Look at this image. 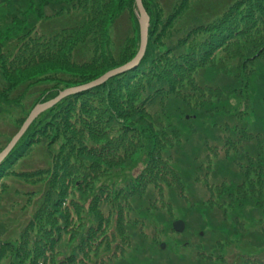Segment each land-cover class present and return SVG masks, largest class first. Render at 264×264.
<instances>
[{"label": "trees", "instance_id": "trees-1", "mask_svg": "<svg viewBox=\"0 0 264 264\" xmlns=\"http://www.w3.org/2000/svg\"><path fill=\"white\" fill-rule=\"evenodd\" d=\"M143 3L150 24L139 64L44 110L58 113L54 131L35 150L38 165L17 171L24 183L0 239L5 264H264V0ZM132 4L0 0V80L12 92L22 73L73 70V81L54 80L64 89L123 65L138 48ZM175 19L192 24H178L172 46L164 39ZM193 35L205 37L172 57ZM8 98L0 92L18 106ZM38 117L0 163L1 178L34 143ZM136 154L137 172L125 168ZM176 209L183 232L168 223Z\"/></svg>", "mask_w": 264, "mask_h": 264}, {"label": "rangeland", "instance_id": "rangeland-1", "mask_svg": "<svg viewBox=\"0 0 264 264\" xmlns=\"http://www.w3.org/2000/svg\"><path fill=\"white\" fill-rule=\"evenodd\" d=\"M143 1H145V0H142V5L144 4ZM134 2H135V0H134ZM210 3H212V0H201V4L202 5H207V4H210ZM241 4L245 5L244 3H241ZM132 6H133V4H132ZM143 8H144V5H143ZM188 8H189V6H188ZM133 9H134L133 10V15H135V18L137 19V22H138L137 23L138 24L137 25L138 26V30L135 33V39H134V44L133 45L137 46L139 48V21H138L139 14H138V11H137L136 3L133 6ZM144 10H145V8H144ZM146 14H147V12H146ZM147 16H148V19H149V23H148V29H149L150 18H149L148 14H147ZM165 19H167V17H165L162 13L158 14V19L157 20L155 19L156 25H157L156 26L157 29L160 28L159 24H162L163 22H165ZM117 23L119 25H121V26L123 25V21L122 20L120 21V18L117 21ZM176 23H177L176 19L174 21H171V23L168 25L167 32H166L165 39H164L165 43L171 44L172 46H175L177 44L176 43V34L179 33V32L176 30V28H177L178 24L179 25H183V26H187L188 24H192L190 21H186V20H182L178 24H176ZM104 31H105V34H106L107 41H112L113 33H112V28L110 27V24H108L104 28ZM170 33H172V36H170ZM157 36L160 37V33H156L155 36H153V38H156ZM204 37L205 36H203V35H198V36H194L193 35L191 37V39L188 41V43L185 44V46L181 45L183 48L182 47H178V48H176L177 51L175 53H171V54H173L172 57H176L179 54H183V50L186 51L190 47L193 48L195 46L193 44L196 43V42H199ZM157 43H159V42H157ZM167 44H164V46L162 48H164ZM160 46H162V44H160ZM138 48L137 49L134 48L133 51H135V53H137ZM162 48H159V49H162ZM80 52H81L80 56H83V55L90 56V54H88V53H85V52H82V51H80ZM156 52L158 53L159 51L157 50ZM93 56H94V54H93ZM99 63H101V62H99ZM126 63H124V64H126ZM50 67H54L55 68V66H48V67H46L44 69H47V68H50ZM34 72H36V71H32V73H34ZM107 72L103 73L101 76H103ZM32 73L31 72L30 73L26 72V73L20 74V76H16V79L13 82L14 85H12V84L10 85L12 92L8 91L9 90V88H8L9 86L6 85L7 83L3 82L2 80H0V92H4V95L8 96L10 98L17 97V99H18V101L15 102L16 104H18V106L13 105V104L12 105L11 104L4 105V104H2L3 102L0 101V151L5 148V146L8 144L10 139L13 137L12 134L15 132L16 128L18 127L17 125L21 123V120L25 117V114L27 112H30L32 110V108L34 106H36L37 104H41V103H44L46 101H49V100L55 98L60 91H63L65 89H67V88H70V87H66L64 89H61V87L64 86V84L63 83L62 84H57V83L54 82V80H58L59 79V81H64L65 83H67L70 80L73 81L75 76H76V73L73 72V70H71V71L69 70V72H66V71H64V72H62V71H60V72L51 71V73H48V74L39 73L35 77L30 78L31 77L30 74H32ZM42 73H44V72H42ZM101 76H99V77H101ZM96 79H94V80H96ZM109 79H107V80H109ZM94 80H92V81H94ZM92 81H90V82H92ZM90 82H87V83H84V84H81V85H77V86H82V85L88 84ZM98 86H100V85L94 86L92 88H95V87H98ZM71 87H76V86H71ZM48 88H52L51 90L59 89L58 92H56L57 95H55L54 97L52 96L53 98L48 99L47 96L44 95L45 92H42L43 90L48 89ZM92 88H89V89H92ZM5 90H7L8 92H6ZM53 93L54 92H50V94H53ZM66 97H64V98H66ZM10 98H8V99H10ZM64 98H62V99H64ZM43 99L45 101L40 102ZM10 100H12V99H10ZM57 103H55V104H57ZM46 110H48V109H46ZM57 114L58 113H56L54 115H51V114H47V113L44 112L43 115H41V116L38 115L39 117L37 116L38 118L34 122V127H37V129H40V130L37 132V134L35 136V139L31 140L34 143L31 144L29 150H27L26 153L21 154V155H20V153H18L16 158H13L11 160L12 164L9 165V168L6 169V171H4V173L2 175L3 177L2 178L0 177L1 178L0 181L2 180V183L0 184V208H1L0 209V239L1 240H3L5 237H7L6 233L7 234L10 233V227L12 226V223H13V220H14L15 214H16L15 208L10 206V200H12V199L17 197L18 192L20 191V187L24 183L23 180H22L23 178L21 179V178L17 177V171L26 170L28 167L29 168H33V167H36V165H38V163H36V162L39 159V155L42 156V154L37 153V151H35V150L37 148L42 149L40 147L41 144L44 143V145H45V141L47 139V136H49V135H51L53 133L54 127H55V123L54 122H55V120L57 118ZM47 125H48V127H46ZM66 147H67V145L64 146V149ZM59 148H60V144L58 145V150H59ZM132 163L134 164L136 172L139 171L140 167H137L140 164L139 161H138V154H136V156H134L132 158V160L125 165V168H128L129 166H131ZM31 165H34V166H31ZM177 220H181V221L184 222V227H183V230H182V232H183L184 228H185V221L183 219L182 214L179 213L178 209L173 210V212H172V219H170L169 222H168L169 225H170V228L173 229V222H175ZM207 229H208V231L212 232V230H210L209 228H207ZM12 231H14V230H12ZM173 231H174V229H173ZM203 232L204 231H200L199 235L202 236ZM187 235H188V232L187 233L185 232L183 234V236L182 235L181 236H173L172 235V243H173V240H175V239L177 241H179V239L180 240L186 239ZM197 236H198V233H195V234L192 235V239H191V242H190L191 245L194 243L193 239H196ZM160 243H161V247L166 248V245L169 246V244L171 243L170 237L161 240ZM262 245L264 246V242L262 243ZM193 248L194 247L192 246V249ZM253 249H254L253 247L248 246V250H253ZM232 250L236 251L235 248H233ZM6 259H7V254H4L3 257L2 256L0 257V263L1 264H5L6 263Z\"/></svg>", "mask_w": 264, "mask_h": 264}, {"label": "water", "instance_id": "water-1", "mask_svg": "<svg viewBox=\"0 0 264 264\" xmlns=\"http://www.w3.org/2000/svg\"><path fill=\"white\" fill-rule=\"evenodd\" d=\"M137 11L139 14V48L136 53V55L126 64L114 68L112 70H109L106 74L103 76L97 78L96 80L82 85V86H76V87H70L63 91H60L58 95L44 103L37 104L32 108V110L29 112L28 116L16 132V134L10 139L8 144L5 146V148L0 151V163L6 158V156L10 153V151L13 149V147L16 145V143L19 141V139L23 136L31 122L44 110L48 109L49 107L53 106L55 103L60 101L62 98L76 94L78 92L86 91L89 88H92L97 85H101L104 83L107 79L114 77L116 75L125 73L126 71L136 67L139 62L141 61L142 57L144 56L146 45H147V38H148V23L149 19L146 14V11L143 8L142 0H135ZM183 222L181 220H178L174 222L173 227L177 232H181L183 230Z\"/></svg>", "mask_w": 264, "mask_h": 264}]
</instances>
